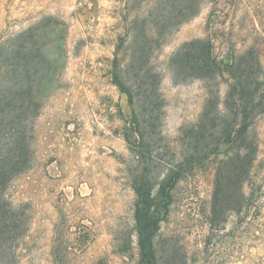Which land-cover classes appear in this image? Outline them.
<instances>
[{
  "label": "rangeland",
  "instance_id": "obj_1",
  "mask_svg": "<svg viewBox=\"0 0 264 264\" xmlns=\"http://www.w3.org/2000/svg\"><path fill=\"white\" fill-rule=\"evenodd\" d=\"M200 1L198 14L168 34L153 55L152 66L161 75L160 126L168 142L184 143L180 131L198 123L208 99L201 81L175 84L172 80L168 62L184 43L210 39L213 56L227 65L238 56L248 60L255 48L264 67V0ZM147 2L0 0V47L31 29L36 46L43 48L52 63L38 93L34 167L16 178L9 190L12 203L26 207L31 218L20 248V264H52L54 224L62 216L75 226L73 231L80 230L86 238L91 234L72 264H94L101 258L109 264L137 263L134 236L127 253L120 252L133 233L135 194L129 181L130 154L122 135L131 109L113 75L126 57L121 52V63L115 62L125 33L124 19L133 12L148 13ZM226 91L227 82L221 79L219 93L224 96ZM258 125L257 172L264 182V117ZM212 187L213 165L181 182L168 219L161 225V239L174 236L187 247L188 264H218L216 257L203 263L205 256L200 252L208 232ZM226 225V234H231L230 219ZM224 264H264V232L251 231L243 237L237 253Z\"/></svg>",
  "mask_w": 264,
  "mask_h": 264
},
{
  "label": "trees",
  "instance_id": "obj_2",
  "mask_svg": "<svg viewBox=\"0 0 264 264\" xmlns=\"http://www.w3.org/2000/svg\"><path fill=\"white\" fill-rule=\"evenodd\" d=\"M147 1L148 13L133 12L124 19L125 33L115 53L116 63H121V52L126 55L113 81L127 96L131 109L122 135L130 154L129 181L135 194L133 233L120 252L127 253L134 236L136 264H188L187 247L174 236L161 239V225L168 219L178 185L213 165L208 232L200 252L205 256L203 263L216 257L218 264H224L237 253L243 237L251 231L264 232V182L257 172L264 67L255 48L249 51L248 60L238 56L227 65L213 56L210 39L184 43L168 62L172 80L175 84L201 81L208 99L198 123L180 131L184 143L168 142L160 126L161 75L152 66L153 55L168 34L198 14L201 1ZM37 42L29 29L0 47V264H20L21 244L30 231L27 208L16 207L9 190L36 161L38 93L52 70ZM221 79L227 82L224 96L219 93ZM228 219L231 234H226ZM69 223V218L62 216L54 224L52 264H72L90 239V232L86 238ZM225 238L231 242L226 243ZM94 264H109V260L101 258Z\"/></svg>",
  "mask_w": 264,
  "mask_h": 264
}]
</instances>
